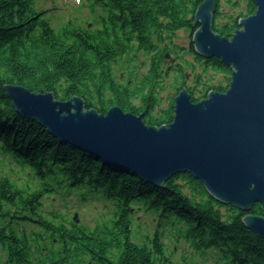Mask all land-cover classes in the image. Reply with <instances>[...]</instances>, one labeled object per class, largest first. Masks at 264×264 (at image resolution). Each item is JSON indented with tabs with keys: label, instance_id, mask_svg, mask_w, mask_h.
<instances>
[{
	"label": "trees",
	"instance_id": "obj_1",
	"mask_svg": "<svg viewBox=\"0 0 264 264\" xmlns=\"http://www.w3.org/2000/svg\"><path fill=\"white\" fill-rule=\"evenodd\" d=\"M203 1L85 0L90 26L66 21L54 28L36 0H0V264H264V237L243 221L264 216L261 203L249 211L224 204L186 172L160 185L148 182L62 141L21 113L5 89L15 84L60 99L78 96L85 109L103 113L114 105L134 114L146 108L145 123L167 124L174 99L161 108L156 94L166 52L177 30L198 28L194 17ZM224 1L228 9L215 0L213 30L230 37L256 5ZM182 53L192 54V68L213 69L225 81L208 84L198 74L199 89H187L193 102L227 89L231 67L201 56L193 42ZM120 61L148 67L135 78L117 75ZM177 71L185 80L186 68ZM69 198L102 201L108 215L76 222ZM141 216L155 225L138 240Z\"/></svg>",
	"mask_w": 264,
	"mask_h": 264
},
{
	"label": "water",
	"instance_id": "obj_2",
	"mask_svg": "<svg viewBox=\"0 0 264 264\" xmlns=\"http://www.w3.org/2000/svg\"><path fill=\"white\" fill-rule=\"evenodd\" d=\"M253 1L255 12L240 18L230 37L213 30L215 0L197 7L194 50L231 67L230 81L224 92L211 90L197 102L186 88L180 90L170 123L149 125L145 111L134 114L117 105L106 113L85 109L78 96L60 99L15 84L5 89L21 113L62 141L148 182L160 185L186 172L224 204L249 211L259 202L264 210V0ZM245 217L264 237V216ZM73 219L78 221L76 213Z\"/></svg>",
	"mask_w": 264,
	"mask_h": 264
},
{
	"label": "rangeland",
	"instance_id": "obj_3",
	"mask_svg": "<svg viewBox=\"0 0 264 264\" xmlns=\"http://www.w3.org/2000/svg\"><path fill=\"white\" fill-rule=\"evenodd\" d=\"M84 2L85 0H36L35 7L37 9L47 10L45 13V17L49 20L50 24L54 28L61 26L66 21H71L75 25L82 26L85 25V22H88L90 26L93 21L91 20L88 8L84 5ZM222 4L225 9H228V5L224 0H222ZM236 10H238V8H236ZM197 26L199 25L197 24ZM192 35L193 33L190 32V28H183L177 30L175 36L171 40L172 43H170L169 47L172 50L171 52L173 53V55L176 54L177 57H172L171 53L166 52L167 60L172 57L174 59H172L171 62H175V64L171 65V62L166 61L162 66L163 72L161 73L162 76L159 84L161 85V87H163V89H158V93H156L158 96V103L161 108H164L171 98L174 99L178 92L183 88L188 89L190 87L196 88L198 90L199 86L198 82H196V76L198 74L201 75L200 81L208 84L218 82L219 80L222 81L223 84L225 82L222 78V74L214 71L213 69L202 70L199 65H196L194 66V68H192V65H190L194 61L192 54L184 55L182 53L183 50L187 51L188 46L192 43ZM144 59L146 60V56L143 52H140L139 60ZM123 62L125 61H120L113 66V71L115 74H126V76L135 78V74L137 72L144 73L145 69L148 67V64H145V67L140 64L137 68H134V66L125 68ZM188 62L190 64H188ZM133 63L136 62H132V64ZM130 64L131 62L129 63V65ZM178 65H182V67L186 68L185 75L187 76L185 80H183V78L180 76V73L177 71L178 69L176 67H178ZM57 199L58 198L52 196V201L56 202ZM68 201H70V215L74 216V213H76L78 220H84L88 223H91L94 220H99L100 218L108 215L105 207L102 205V201L91 202L89 204H83L76 198H69ZM245 218L246 217H243V221L246 224ZM139 220H141L142 222L140 225V233H138L136 237L138 240H140L139 236L141 233H145L148 231L151 232L155 225V222L152 221L151 217L146 216L145 219L143 216H141L139 217ZM164 242L166 243V245L168 244L167 247L168 250H170L171 243H168L167 239H164Z\"/></svg>",
	"mask_w": 264,
	"mask_h": 264
},
{
	"label": "flooded vegetation",
	"instance_id": "obj_4",
	"mask_svg": "<svg viewBox=\"0 0 264 264\" xmlns=\"http://www.w3.org/2000/svg\"><path fill=\"white\" fill-rule=\"evenodd\" d=\"M168 53H171V55H172V57H177V55L175 54V55H173V53L172 52H170V51H168ZM172 57H170L169 58V60H167V57L165 58V60H164V62H171V60L172 59H174V58H172ZM173 64H175V62H171V65H173ZM146 66V65H145ZM177 69H178V67H176ZM185 76H187V75H185ZM143 111H145V112H147V109L145 108ZM154 111H155V109H154ZM142 112V111H141ZM146 114V113H145Z\"/></svg>",
	"mask_w": 264,
	"mask_h": 264
},
{
	"label": "bare ground",
	"instance_id": "obj_5",
	"mask_svg": "<svg viewBox=\"0 0 264 264\" xmlns=\"http://www.w3.org/2000/svg\"><path fill=\"white\" fill-rule=\"evenodd\" d=\"M55 96V95H54ZM56 97V96H55ZM28 117V116H27Z\"/></svg>",
	"mask_w": 264,
	"mask_h": 264
}]
</instances>
